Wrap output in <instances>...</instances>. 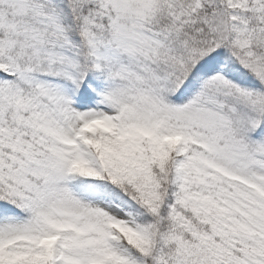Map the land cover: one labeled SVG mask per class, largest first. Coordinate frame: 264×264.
<instances>
[{"label":"snow or ice","instance_id":"snow-or-ice-1","mask_svg":"<svg viewBox=\"0 0 264 264\" xmlns=\"http://www.w3.org/2000/svg\"><path fill=\"white\" fill-rule=\"evenodd\" d=\"M0 264H264V0H0Z\"/></svg>","mask_w":264,"mask_h":264}]
</instances>
